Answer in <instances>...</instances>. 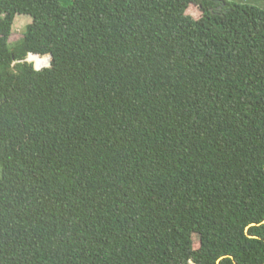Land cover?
I'll use <instances>...</instances> for the list:
<instances>
[{"label":"trees","instance_id":"1","mask_svg":"<svg viewBox=\"0 0 264 264\" xmlns=\"http://www.w3.org/2000/svg\"><path fill=\"white\" fill-rule=\"evenodd\" d=\"M0 264H264V7L0 0Z\"/></svg>","mask_w":264,"mask_h":264},{"label":"rangeland","instance_id":"2","mask_svg":"<svg viewBox=\"0 0 264 264\" xmlns=\"http://www.w3.org/2000/svg\"><path fill=\"white\" fill-rule=\"evenodd\" d=\"M70 1L71 0H61V2L63 4H68ZM237 1H245L247 3L256 4V5H259L261 7H264V0H237ZM188 13L195 16V17H199L201 15V10H200L198 5L192 3L188 8ZM31 20H32V18L29 15L18 14L16 16V19H15V22L13 25V32H12L10 40L16 41L19 38H21L22 34L25 31L26 25L29 24L31 22ZM31 61H33V60H31ZM34 64H35V62H34Z\"/></svg>","mask_w":264,"mask_h":264},{"label":"water","instance_id":"3","mask_svg":"<svg viewBox=\"0 0 264 264\" xmlns=\"http://www.w3.org/2000/svg\"><path fill=\"white\" fill-rule=\"evenodd\" d=\"M30 54H32V53H30ZM30 54H29V55H30ZM28 57H29V56H28ZM28 57H27V60H29V61H30V58H28ZM35 67H36V68H38L37 66H35Z\"/></svg>","mask_w":264,"mask_h":264}]
</instances>
